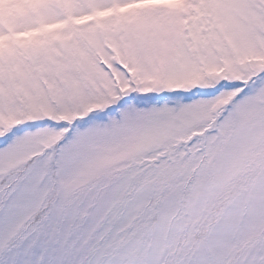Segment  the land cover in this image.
Instances as JSON below:
<instances>
[{"label": "snow or ice", "instance_id": "obj_1", "mask_svg": "<svg viewBox=\"0 0 264 264\" xmlns=\"http://www.w3.org/2000/svg\"><path fill=\"white\" fill-rule=\"evenodd\" d=\"M0 264H264V0H0Z\"/></svg>", "mask_w": 264, "mask_h": 264}]
</instances>
